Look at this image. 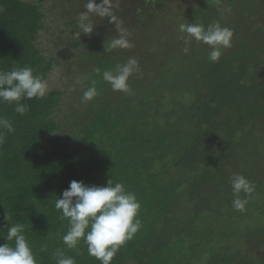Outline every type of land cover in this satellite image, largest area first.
<instances>
[{
	"label": "trees",
	"instance_id": "obj_1",
	"mask_svg": "<svg viewBox=\"0 0 264 264\" xmlns=\"http://www.w3.org/2000/svg\"><path fill=\"white\" fill-rule=\"evenodd\" d=\"M40 2L0 0V70L27 66L46 81L58 62L38 45ZM186 47L165 57L153 50L157 61L138 63L130 93L103 79L121 58L93 47L85 87L95 81L98 95L79 112L60 90L22 99V115L15 103H0L14 128H0V245L9 213V224L24 225L36 264H57V250L75 264H101L83 239L73 249L64 244L70 225L55 201L73 180L112 179L135 194L142 227L111 264H264V47L217 62L201 42ZM236 174L255 185L241 193L243 210L233 207Z\"/></svg>",
	"mask_w": 264,
	"mask_h": 264
},
{
	"label": "rangeland",
	"instance_id": "obj_2",
	"mask_svg": "<svg viewBox=\"0 0 264 264\" xmlns=\"http://www.w3.org/2000/svg\"><path fill=\"white\" fill-rule=\"evenodd\" d=\"M26 1L36 4L41 1L44 18L38 45L47 58H54L58 62V67L46 79L47 92L64 91L63 102L70 112H79L89 103L82 102V97L86 90L85 71L92 65L90 56L96 53L93 47L118 55L123 62L121 65L130 58H135L139 65L142 60L145 64L146 58L148 61L152 59L154 64L157 61L153 58L155 52L160 57L168 56L173 50H176L175 54H178V50L185 53L186 45H191L194 40L185 42L180 25L192 20L204 27L218 23L231 29V47L221 49L224 55L230 56L239 49L247 51L249 47L254 50L264 47V0H96L98 5L102 2L109 14L89 13L93 33L81 34L80 38L74 35L80 31L79 17L86 10L88 0ZM113 16L115 20H111ZM121 32L132 47L112 49L111 41ZM77 41L88 44L90 49L74 47ZM247 42L250 44H243ZM259 137L264 142V135ZM263 146L264 143L258 144L263 149L264 157ZM262 163L264 166V161Z\"/></svg>",
	"mask_w": 264,
	"mask_h": 264
},
{
	"label": "clouds",
	"instance_id": "obj_3",
	"mask_svg": "<svg viewBox=\"0 0 264 264\" xmlns=\"http://www.w3.org/2000/svg\"><path fill=\"white\" fill-rule=\"evenodd\" d=\"M85 11L80 14L78 28L74 36L80 38L81 34L93 33V24L89 19V13L98 15L109 14L108 9L98 5L96 0H88ZM113 16L111 20H115ZM111 22V21H110ZM180 31L185 33V42L195 40L210 48L209 60L217 62L222 55L221 49L231 47L233 32L227 27L210 24L207 28L202 24H181ZM110 47L112 49H128L132 44L124 33L114 38ZM106 51V49H105ZM185 53L189 48L185 47ZM138 70V61L130 58L126 64L117 65L115 71L103 72L104 81L108 82L113 91L130 93L131 89L127 81ZM97 73L99 69L95 70ZM79 83V79L77 80ZM88 87L82 97V102L91 101L98 95L95 81ZM47 93V83L40 76L33 74L31 67H14L10 71L0 70V103H15V111L24 114L27 105L22 104V99L43 98ZM0 128L14 132L11 123L0 117ZM4 136L0 132V144ZM232 193L235 199L233 207L243 210L247 199H241V193L245 196L255 191V185L244 176L236 174L231 180ZM55 208L62 211L61 219H68L69 231L63 237V242L68 248H76L83 239L87 245L90 256L100 261L101 264H111L119 249L132 240L142 227L137 218L141 205L134 193L125 190L120 183L107 181L106 186H87L83 182L71 181L69 188L62 193V198H57ZM11 217L6 213L5 220L8 223L6 243L0 245V264H36V258L31 247L26 241L24 225L9 224ZM9 242H14L9 243ZM57 264H75V260L67 257L60 250L54 254Z\"/></svg>",
	"mask_w": 264,
	"mask_h": 264
}]
</instances>
